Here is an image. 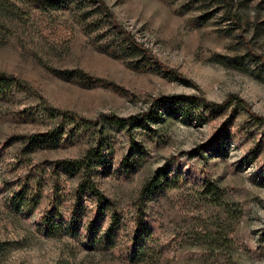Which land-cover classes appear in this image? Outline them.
<instances>
[{
    "label": "rangeland",
    "instance_id": "1",
    "mask_svg": "<svg viewBox=\"0 0 264 264\" xmlns=\"http://www.w3.org/2000/svg\"><path fill=\"white\" fill-rule=\"evenodd\" d=\"M0 73V264H264V0H0Z\"/></svg>",
    "mask_w": 264,
    "mask_h": 264
},
{
    "label": "trees",
    "instance_id": "2",
    "mask_svg": "<svg viewBox=\"0 0 264 264\" xmlns=\"http://www.w3.org/2000/svg\"><path fill=\"white\" fill-rule=\"evenodd\" d=\"M52 1L54 2V0H47L48 3L52 2ZM12 81L15 82L14 77L7 76L3 73H0V84L6 85ZM65 114H66V116L67 115L70 116L69 113H65ZM148 114L149 113L143 114L140 116L128 117V118L118 117V116H115L112 114H106V115L103 114V115H100V118H98L97 120L80 119V121L82 122V124H84V126H88V127L89 126H95V125H98L101 123H105V124L114 125V126L122 129V128H126V127L130 128L134 122L144 121L149 116ZM93 158L94 157L92 156V150H89V151H87L84 159L74 160V161H64L63 164L66 167H70L72 165V166H74L75 169H80V168L84 169V172L87 174V173H89V171L92 168ZM78 212H79V209L77 208L76 211H74V213H73L74 216L72 218V224L71 225H74L77 223ZM99 216H100V213H98V217ZM110 222H111V225L109 226V228L107 229V232L105 233L106 242L111 240L112 229H113V226L116 224L115 217H112ZM44 224H45V229L50 228L52 226V217H48L47 219H45ZM93 227H94V224L90 225V229H92ZM149 234H150V232L148 230L141 229L139 226L137 227L136 233L132 239V244L129 247V252H130L129 257L132 260H136L140 256L143 255L142 245H143L145 238L148 237Z\"/></svg>",
    "mask_w": 264,
    "mask_h": 264
}]
</instances>
